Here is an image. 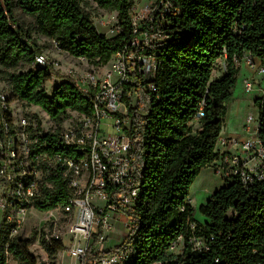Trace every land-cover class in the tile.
<instances>
[{
    "label": "trees",
    "instance_id": "trees-1",
    "mask_svg": "<svg viewBox=\"0 0 264 264\" xmlns=\"http://www.w3.org/2000/svg\"><path fill=\"white\" fill-rule=\"evenodd\" d=\"M93 1L117 14L114 36L98 32L85 0H0V68L6 70L12 97L40 107L55 123V133L41 137L49 143V153L66 152L57 143L64 122L73 113L92 114V103L70 80L48 92L52 69L35 64L41 47L32 30L17 22L15 12L20 8L33 17L37 32L73 57L104 66L135 35L131 12L137 0ZM161 1L168 9L158 12L155 26L164 38L148 49L158 61L156 90L140 87L129 113L130 135L140 140L130 153L140 194L135 207H121L132 226L114 252L132 249L128 264H264V178L248 186L237 178L223 184L199 206L201 221L190 202L196 178L218 155L216 145L240 73L234 59L249 54L264 65V0ZM220 59L226 61L225 71L213 78ZM202 104L204 117L195 122ZM1 120L12 123L10 113L0 107ZM259 135L264 142L262 113ZM42 186L34 208L61 209L68 218L64 207L71 189L60 169L45 170ZM193 222L198 224L196 234L209 240L208 249L169 252L180 236L187 240ZM40 244L48 264H58L65 250L61 239L48 241L42 233ZM31 245V238L11 237L10 228L2 227L0 264H7L10 255L18 264H45L30 251Z\"/></svg>",
    "mask_w": 264,
    "mask_h": 264
},
{
    "label": "built area",
    "instance_id": "built-area-1",
    "mask_svg": "<svg viewBox=\"0 0 264 264\" xmlns=\"http://www.w3.org/2000/svg\"><path fill=\"white\" fill-rule=\"evenodd\" d=\"M136 5L137 1L131 12L133 38L113 55L101 71L86 74L82 80L84 84L76 83L79 88L85 85L84 90L80 89L91 101L93 111L90 115L76 113L79 119L69 126L65 127L64 122L57 143L66 150L65 153H49V143L41 141V137L55 133L56 127L46 131L38 122L30 123L29 118H22L20 133L23 142L19 145V132L13 119L11 124L0 121V230L9 227L11 237L18 234L26 214L43 195V173L49 168H58L71 189L64 207L70 222L69 245H65L64 251L74 264H128L133 253L132 249L114 252L116 247L111 246L110 234L115 228L114 220H119L113 214L125 213L121 207H135L140 194L130 156L140 140H134L130 135L129 113L130 108L136 106L140 87L156 90L154 81L158 61L148 49L164 38L155 26V18L159 11L168 9L161 0H157L155 5L145 6L140 12ZM137 17L142 21H137ZM106 18L100 23L108 25L112 19L117 20V14L112 12ZM117 22L115 34L118 32ZM51 40L55 47L60 48L56 40ZM80 59L87 60L84 57ZM234 61L238 66L248 65L254 74L263 77L260 87L254 77L249 76L242 81L247 94L259 89L256 99L259 101L258 118L249 116L244 125L245 130L250 131L256 121L255 132L245 139L220 137L216 145L218 155L209 167L223 184L237 178L248 186L264 178V142L259 135L260 113L264 118V65L249 54ZM35 64L49 66L43 53L35 57ZM9 100L0 93V107L12 118ZM202 117L204 104L194 121L198 122ZM105 119H111L112 123L104 122ZM102 126L112 128L114 134L102 132ZM126 217L123 227L129 232L131 219L128 215ZM197 229L198 224L193 222L187 240L180 236L169 252L183 254L188 248L191 254H197L208 249L209 240L198 236ZM108 251L112 253L105 254Z\"/></svg>",
    "mask_w": 264,
    "mask_h": 264
},
{
    "label": "rangeland",
    "instance_id": "rangeland-1",
    "mask_svg": "<svg viewBox=\"0 0 264 264\" xmlns=\"http://www.w3.org/2000/svg\"><path fill=\"white\" fill-rule=\"evenodd\" d=\"M85 2L88 3V7L86 9L88 12H90L94 25L96 26L98 32L103 33L108 37L114 36L116 31V19H112L108 25H103L100 23L101 20H106V17L112 14V12H107L98 8L93 0H85ZM156 3L157 0H137V11L140 12L145 6L155 5ZM15 15L17 22L22 27H24L25 29L32 30L33 39L41 47L42 53L47 57V63L51 67L53 73L51 80L46 84V88L49 93H51L52 89L56 84L62 82L63 80H70L79 85V83H83L82 80H84L86 74L91 73L92 71H101V68H103V66H96L87 60L83 61L80 58L73 57L61 48L55 47L50 38L44 35H40L37 32L35 19L23 13L20 8L16 9ZM137 21L141 22L142 19L140 17H137ZM225 68V59L218 60L213 71V78L222 75ZM0 71H3L2 73L0 72V93L5 94L10 99L9 109L12 113L13 124L19 132V145L23 142V136L20 133V121L22 118H29L30 123L38 122L42 129L46 131H52L56 127L55 123L40 107L34 105L28 106L24 102L18 99H14L12 97L7 80L5 79L6 70L0 68ZM7 72L10 71L7 70ZM11 72H13V70ZM242 81L243 80L241 78V84ZM83 84L82 86H80L82 90L86 88ZM244 94L251 97V99L254 98V93L247 94L244 91ZM234 110V105H232L230 109V114L226 118V122L223 127V129L225 128V132L235 133L238 126L241 124V121L239 119L242 118V116H244V118L246 119L249 116H253L255 119L258 118V116H256L259 112L258 107H256L252 102L250 106L246 105V107L244 108V113L242 109H240L238 110V113L234 115ZM78 119V115L76 113H73L72 118L68 119L64 126H69L72 122H76ZM104 122L111 124L112 120L105 119ZM253 125H256V121ZM198 126L199 123H195V128H197ZM243 129H245L244 125ZM253 129L255 130V128ZM102 132L108 135L114 134L112 128H109L107 126H102ZM194 189V186H192L190 191V202L194 207H197L198 205L195 201ZM96 202L100 203L99 201ZM113 215L119 220H114L115 228L110 234V237L112 239V248L120 245L125 240L124 236L126 234H129L128 230H125L123 227V221H125V219L127 218L125 213ZM195 218L199 221L202 220L201 214L198 209H196ZM69 228V219L61 211V209H55L49 212H41L36 210L35 208H32L26 214L24 223L19 229L18 234L16 236H19L23 239L31 238L32 245L30 247V251L37 257V259L41 263L48 264V255L40 244V234L45 233L46 239L48 241H50V239L52 238L58 237L59 239H61L64 245H69ZM7 264H18V262L14 260L13 257L10 255ZM58 264H74V261L69 257V255L65 251H63L59 254Z\"/></svg>",
    "mask_w": 264,
    "mask_h": 264
},
{
    "label": "crops",
    "instance_id": "crops-1",
    "mask_svg": "<svg viewBox=\"0 0 264 264\" xmlns=\"http://www.w3.org/2000/svg\"><path fill=\"white\" fill-rule=\"evenodd\" d=\"M249 76L254 77L256 79L258 87H260L263 84L262 76H258L254 74L248 65L241 64L240 73L238 76V82L234 89L232 99L228 105L227 117L230 114V109L232 105H234V108H235L234 115H236L238 113V110L240 109H242L244 113V108L246 107V105L250 106L251 102L259 109V102L256 103L257 101L256 99L259 96V89L256 90V92L254 93V98L252 99L251 97L244 94V88H243V85L241 84V78L243 80L244 78L249 77ZM258 115H259V112L256 116ZM239 120L241 121V124L238 126L235 133L225 132L224 131L225 128H224L222 130L220 137H223V138L233 137L237 139H245L247 136L255 132V130L253 129L255 128V126L253 125L254 123L252 124L251 130L246 131L245 129H243V125H245L244 123H246V118L242 116V118H240ZM220 185L222 186L223 182L221 181L220 177L214 173L213 169L209 166L203 168L200 174L198 175V177L196 178L194 184L192 185L195 188L194 197L198 205L195 208L198 209L201 204L205 203L210 198V196L213 194V192L216 189L221 187ZM201 218L202 220L204 219L202 215H201Z\"/></svg>",
    "mask_w": 264,
    "mask_h": 264
}]
</instances>
